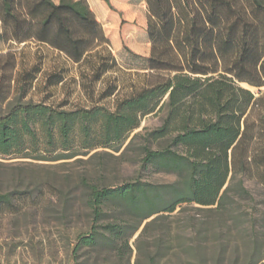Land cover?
<instances>
[{"label": "trees", "instance_id": "16d2710c", "mask_svg": "<svg viewBox=\"0 0 264 264\" xmlns=\"http://www.w3.org/2000/svg\"><path fill=\"white\" fill-rule=\"evenodd\" d=\"M100 1L113 9L111 0ZM144 2L150 44L146 59L155 77L118 99L113 109H65L25 99L40 67L24 71L14 93L15 55L1 56L0 65V157L54 161L97 148L118 150L126 141L130 146L138 140L141 169L176 175L167 184L140 178L84 184L88 227L76 232L72 253L114 252L121 264H129L130 238L153 214L193 205L225 224L224 216L249 198L244 178L264 188V92L255 95L239 85L264 86V0ZM0 20L1 40L32 39L73 62L108 42L86 0H0ZM107 59L109 55L98 64L93 79L109 68ZM62 77L52 73L47 82L56 84ZM114 90L109 86L104 96ZM148 114L158 116L159 125L135 132ZM35 199L33 191L0 186V214H20L35 207ZM111 211L138 216V224L133 227L118 215L108 221ZM247 215L252 233L242 261L227 260L224 247L207 258L202 237L213 222L203 221L198 227L189 224L192 239L184 246L181 264H264V248L255 240L256 218Z\"/></svg>", "mask_w": 264, "mask_h": 264}, {"label": "rangeland", "instance_id": "374dc122", "mask_svg": "<svg viewBox=\"0 0 264 264\" xmlns=\"http://www.w3.org/2000/svg\"><path fill=\"white\" fill-rule=\"evenodd\" d=\"M86 2L108 42L79 62L32 39L21 43L0 39V65L4 60L1 56L6 53H13L16 58L14 93L21 84L20 75L34 65H38L40 71L25 99L65 109L93 105L113 109L118 99L154 79L155 72L148 67L146 59L150 44L144 32L147 16L144 0H111L112 10L100 0ZM1 28L0 20V33ZM107 55L109 68L98 79H93L96 67ZM52 73H61L62 80L49 84L47 77ZM239 85L255 95L264 92V86ZM109 86H115V90L110 96H104ZM158 125V116L148 114L135 132ZM126 143L118 150L97 148L87 154L54 161L0 157L1 188L33 191L36 198V206L20 214H0V264H121L114 252L85 253L82 250L72 253L76 232L88 227L84 184L116 185L139 178L154 184H167L177 178L171 173L141 169L140 141L130 146ZM243 185L249 198L240 200L239 205L224 216L225 224L212 212L197 210L193 205H184L182 210L178 207L170 214L156 213L143 220L130 238L129 264H181L186 258L184 246L192 239L189 224L198 227L197 222L203 221L213 222L202 237L207 258L224 247L227 260L242 261L252 233L247 221L250 212L256 218L255 240L264 248V188L253 179L244 178ZM109 215L108 221L118 215L133 227L138 224V216L126 212L119 215L111 211ZM151 219L154 220L140 236L145 223ZM104 258L106 261H102Z\"/></svg>", "mask_w": 264, "mask_h": 264}]
</instances>
